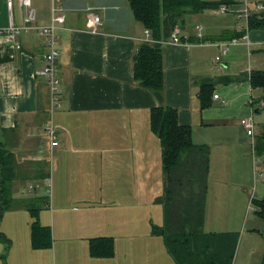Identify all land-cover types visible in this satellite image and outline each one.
Masks as SVG:
<instances>
[{"label": "crops", "instance_id": "obj_1", "mask_svg": "<svg viewBox=\"0 0 264 264\" xmlns=\"http://www.w3.org/2000/svg\"><path fill=\"white\" fill-rule=\"evenodd\" d=\"M5 2L0 28L18 30L0 35V264H173L152 233L163 220V174L149 114L161 105L208 147L203 229L237 233L230 264H264V223L252 205L264 196V167L239 125L264 110L255 111L264 91L249 83L264 73V0H201L218 6L183 16L178 45L146 39L127 0H30L36 26L50 24L53 5L64 19L56 92L38 75L44 39L23 30L26 9ZM88 10L101 21L95 35L85 30ZM144 43L162 50V103L134 83ZM207 80L213 92L202 109ZM253 121L257 134L264 123ZM33 225L44 233L34 237ZM90 242L104 255L90 253Z\"/></svg>", "mask_w": 264, "mask_h": 264}, {"label": "trees", "instance_id": "obj_2", "mask_svg": "<svg viewBox=\"0 0 264 264\" xmlns=\"http://www.w3.org/2000/svg\"><path fill=\"white\" fill-rule=\"evenodd\" d=\"M127 3L131 17L149 33L152 41L167 40L183 16L218 6L201 0H127ZM161 53V47L156 43L141 44L133 57L132 68L134 83L150 92L159 103H162L164 93ZM211 83L207 80L200 86L198 98L202 109L208 107L211 99ZM249 83L252 89L264 91V73L253 72ZM149 115V129L160 143L163 174V192L157 198V202L162 204L163 220L160 228H152V233L161 236L173 264H230L238 241L237 233H207L202 225L208 147L194 145L190 141V128L177 124L178 115L172 108L156 106ZM254 139L252 151L262 159L264 167V125ZM3 158L0 152V160ZM252 205L256 216L264 223V196L253 199ZM31 229L34 237L38 232L44 233L35 225ZM32 242L35 241L32 239ZM90 243V253L104 255V252H97V243ZM98 243L102 244L103 251L107 249L109 253L111 243L106 238Z\"/></svg>", "mask_w": 264, "mask_h": 264}, {"label": "built area", "instance_id": "obj_3", "mask_svg": "<svg viewBox=\"0 0 264 264\" xmlns=\"http://www.w3.org/2000/svg\"><path fill=\"white\" fill-rule=\"evenodd\" d=\"M12 1H15V3L23 8L24 10L26 9V15L23 18L24 24L25 26L23 27V30H26L28 28H30L29 30H31L32 34L35 35L38 38H43L44 39V47L46 48V53H44L42 58V62H43V69L41 72H39V76H43L47 82V87L49 90H51L52 92H56V87L57 84H59V79L58 76L56 75V70H57V65H56V57L59 55L58 52V48H56L57 42H58V35L56 34L55 30L57 28V24H63L64 23V19L57 15L59 14V10H57V8L53 5L52 8V15H51V22L48 26H44V25H40V26H36L34 24V12L31 10V7L29 5V1L30 0H6L5 2V7L8 8V10H11V4ZM224 6L220 9V12L222 13L224 11ZM86 33L90 34V35H95L96 29L97 27L101 26V21L100 18L97 15H93L91 10L87 11V15H86ZM17 28L16 27H9L8 29H1L0 28V35L1 36H9L10 38L13 37V33L17 32ZM178 30L174 29L173 32L171 33V35L169 36V42L172 45H178ZM144 35L146 36V39L149 38V33L147 31L144 32ZM145 39V40H146ZM236 44V41L232 40L229 44H226L222 51H220V56L224 55L225 50H227L229 48V46H233ZM219 61V58H216V62ZM214 96V95H213ZM214 98L216 99V97L214 96ZM264 108V102L263 103H259L258 109H263ZM252 117L250 118H245V119H241L239 121V125L242 127L243 130V135L244 138L249 140V144H250V149L252 151V148L255 145V139H254V130L255 127L252 124ZM49 133L48 137L52 136V132H50V130L47 132ZM51 139V138H50ZM50 146L55 147L56 144L55 142H51ZM253 153V151H252Z\"/></svg>", "mask_w": 264, "mask_h": 264}, {"label": "rangeland", "instance_id": "obj_4", "mask_svg": "<svg viewBox=\"0 0 264 264\" xmlns=\"http://www.w3.org/2000/svg\"><path fill=\"white\" fill-rule=\"evenodd\" d=\"M263 120H264V110L261 111V112L259 113V115H258V114L254 115V121H253L254 123H257V124H258V123H261V124H262V123H264V122H262ZM247 158H248L249 161H251V160H250V155H249V154L247 155ZM249 161H248V162H249ZM241 216H242V215H241ZM260 243H261V242H260Z\"/></svg>", "mask_w": 264, "mask_h": 264}, {"label": "water", "instance_id": "obj_5", "mask_svg": "<svg viewBox=\"0 0 264 264\" xmlns=\"http://www.w3.org/2000/svg\"><path fill=\"white\" fill-rule=\"evenodd\" d=\"M255 110V109H254ZM256 111V110H255ZM257 112V111H256Z\"/></svg>", "mask_w": 264, "mask_h": 264}]
</instances>
